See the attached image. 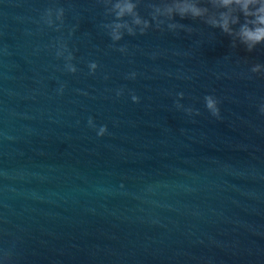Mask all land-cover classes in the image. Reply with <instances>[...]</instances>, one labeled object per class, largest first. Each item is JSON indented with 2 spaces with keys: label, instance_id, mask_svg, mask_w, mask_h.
<instances>
[{
  "label": "water",
  "instance_id": "obj_1",
  "mask_svg": "<svg viewBox=\"0 0 264 264\" xmlns=\"http://www.w3.org/2000/svg\"><path fill=\"white\" fill-rule=\"evenodd\" d=\"M160 2L114 44L102 0H0V264H264V45L158 29Z\"/></svg>",
  "mask_w": 264,
  "mask_h": 264
},
{
  "label": "clouds",
  "instance_id": "obj_2",
  "mask_svg": "<svg viewBox=\"0 0 264 264\" xmlns=\"http://www.w3.org/2000/svg\"><path fill=\"white\" fill-rule=\"evenodd\" d=\"M105 5V11L107 15L113 16V20L109 23L103 24L102 27L108 31L110 39L114 42H119L123 39L124 34L136 35L137 30L139 34L143 35L150 27L152 23L148 19L143 18L139 12L138 0H102ZM238 6L239 12L243 13L244 22L240 23V17L233 13L237 11L232 6ZM250 6H256L254 9ZM151 21L155 23L156 28L161 26L167 27L169 31L183 30L191 33L193 29L176 20L179 17L180 20L192 19L197 20L204 19V23L212 28H219L222 32L229 36L235 35L238 37L240 44H242L248 52H252L258 45H264V0H161L159 4L149 5ZM225 8L228 11H220L218 13L219 18L215 15H209L212 9ZM65 9L63 7L47 8L41 20L48 27H55L59 31L63 27ZM125 17L130 18L126 20ZM59 21V24L56 23ZM239 24V30L234 32L230 25ZM232 47L235 48L236 44L233 42ZM56 56L64 57L67 61L65 64L66 69L69 72H76V67L71 63L74 59L71 51L65 42H59L56 45ZM121 52H125V47L118 49ZM67 53V55H65ZM98 65L95 62L90 63L89 68L91 72H95ZM264 70V65L255 64L251 67V73H260ZM136 73H131V78H135ZM118 95L120 93H117ZM180 97L183 93L178 94ZM134 102H138L139 98L135 95L132 96ZM204 103L207 110L215 117H219L220 109L218 107L219 101L213 95H206L204 97ZM177 108H182L183 105L177 101ZM189 115L193 114L192 108L184 109ZM261 113H264V104L260 105ZM195 114H199L196 111ZM89 124L93 122L90 119ZM107 131L106 127L99 129V135H103Z\"/></svg>",
  "mask_w": 264,
  "mask_h": 264
}]
</instances>
